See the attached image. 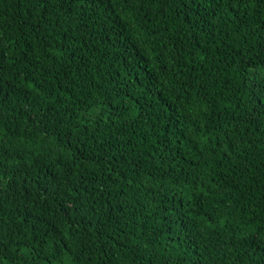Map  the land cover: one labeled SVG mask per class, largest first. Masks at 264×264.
Instances as JSON below:
<instances>
[{
	"label": "trees",
	"instance_id": "1",
	"mask_svg": "<svg viewBox=\"0 0 264 264\" xmlns=\"http://www.w3.org/2000/svg\"><path fill=\"white\" fill-rule=\"evenodd\" d=\"M0 264H264V0H0Z\"/></svg>",
	"mask_w": 264,
	"mask_h": 264
}]
</instances>
